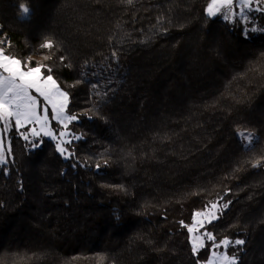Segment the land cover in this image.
Listing matches in <instances>:
<instances>
[{
  "label": "trees",
  "instance_id": "trees-1",
  "mask_svg": "<svg viewBox=\"0 0 264 264\" xmlns=\"http://www.w3.org/2000/svg\"><path fill=\"white\" fill-rule=\"evenodd\" d=\"M209 2L0 0L7 53L51 68L77 117L68 157L9 129L0 264H201L214 242L194 255L184 225L214 202L215 243L264 264V11L244 34Z\"/></svg>",
  "mask_w": 264,
  "mask_h": 264
},
{
  "label": "snow or ice",
  "instance_id": "snow-or-ice-1",
  "mask_svg": "<svg viewBox=\"0 0 264 264\" xmlns=\"http://www.w3.org/2000/svg\"><path fill=\"white\" fill-rule=\"evenodd\" d=\"M128 2L131 3L132 0H128ZM234 3L235 0H211L207 6V13L210 16H215L224 9L230 11ZM251 4L252 0H240L242 9L249 8ZM20 10L23 15H27L30 11L25 4L20 5ZM224 18L229 19V16L225 14ZM253 30L255 31V29ZM5 44V40H0V121L4 122L6 131L12 126L19 130L27 124H38L40 131L35 128L31 129L33 136H40L43 133L45 136L56 139L49 128L47 105L51 106L52 118L67 128L68 123L77 119L76 116L67 115L65 112L68 103V93L60 89L56 80L50 74L51 68H47L49 74L45 76L42 73V69L46 68V65L36 63L35 66H31L32 61L30 59L22 61L18 57L7 53L6 48L3 46ZM52 47L51 41H46L41 45V48L51 49ZM47 59H50V57L46 56L45 60ZM33 92L43 98V103L38 99L37 95H33ZM13 121L14 124L12 123ZM21 135L28 139L26 134L21 133ZM65 135L67 133H61V136ZM246 139L251 142L250 135ZM56 147L61 153L65 151L60 143ZM6 152H10V148L6 149L3 141L0 140V164L7 163ZM223 207L226 208L227 204H224ZM217 209V203H212L208 211L194 213L192 226L184 225V227H187L188 232L192 234L191 248L194 255L200 249L206 247L205 240L214 242L212 245L213 249H218L221 246L228 247L233 243L227 238L215 243L216 237L211 232L195 235L200 228L204 227L205 220L207 223H211L217 219ZM197 217L202 219H197ZM244 243L245 241L240 239L234 241L235 245H243ZM204 264H238V259L235 255L211 251Z\"/></svg>",
  "mask_w": 264,
  "mask_h": 264
},
{
  "label": "rangeland",
  "instance_id": "rangeland-1",
  "mask_svg": "<svg viewBox=\"0 0 264 264\" xmlns=\"http://www.w3.org/2000/svg\"><path fill=\"white\" fill-rule=\"evenodd\" d=\"M210 2H211V0H210ZM255 9L256 10L264 11V0H252V4L250 5V7L249 8H244V9H242V7L240 5V0H235V3L232 6V9L230 11L227 10V9H224L222 12L217 13L215 16H211V17L219 16L220 18L225 19L224 18V15L227 14L229 16V19H225V20H231V21L239 20V21H242L243 24H244V26L241 24L242 27H243V32H244V34H246L249 29L256 28L252 24L251 18H249L250 12L253 11V10H255ZM206 13H207V8H206ZM25 16H27V15H25ZM245 17H246V19H245ZM59 87H60V85H59ZM60 89L62 91H64L61 87H60ZM33 95H37L38 96V94L35 93V92H33ZM38 99H40V101L43 103V98L42 97H39L38 96ZM67 105H68V103H67ZM47 107H48L49 128L54 133L56 139H53L50 136H47V137L53 139L56 142V144L60 143L61 146L65 149V151L63 152V155L65 157H68L69 156V151L67 150V143L73 139L72 132L68 128V126H69V124L72 121L70 123H68L67 128H65L61 123H59L55 119H53L54 122H55L53 124L52 118L50 116V112L52 113L51 106L50 105H47ZM65 112H66L67 115H70L67 112V108L65 109ZM12 123L14 124V121ZM12 127H14V126H12ZM33 128H35L37 131H40V126L38 124H34V123L33 124H27V125H25L23 128H20L19 131L21 133L26 134L28 136V139L27 140H29L31 142H35V140L38 139L39 137H44L45 136V135H43V133H41L40 136H33L31 134V129H33ZM9 129L6 131L5 130L4 122L0 121V140L3 141L4 146H5L6 149H9V142H8V131H9ZM62 132L67 133V135L61 136V133ZM249 135L251 136V142H249V140L246 139V137H248ZM238 136L240 138L241 144L244 147H251L256 142V140L259 137L258 132L254 131V130H250V129H240L238 131ZM6 160L7 161L9 160V152H6ZM214 203H217V205H218V209L216 210V215L218 216V212H219V209L221 208V205L218 202H214ZM209 209H210V207L207 208L204 211H199V212H206ZM197 219H202V218L201 217H197ZM192 224H191V226H192ZM206 224H207V221L205 220L204 227H205ZM197 227H199V226H197ZM204 227L203 228H200L199 229V232L195 233V235H200L201 233L209 232V231L205 230ZM191 235L192 234H190V238H191ZM228 240L231 241V239H228ZM226 248L227 247L221 246L218 249H213L212 248V251H217L218 253H227ZM227 254L229 255V253H227ZM204 262H202L201 264H204Z\"/></svg>",
  "mask_w": 264,
  "mask_h": 264
}]
</instances>
